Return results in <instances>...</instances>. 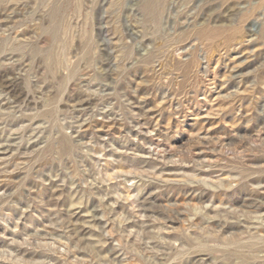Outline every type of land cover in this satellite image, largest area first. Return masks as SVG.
<instances>
[{
    "label": "rangeland",
    "instance_id": "1",
    "mask_svg": "<svg viewBox=\"0 0 264 264\" xmlns=\"http://www.w3.org/2000/svg\"><path fill=\"white\" fill-rule=\"evenodd\" d=\"M150 1L0 0V264H264V3Z\"/></svg>",
    "mask_w": 264,
    "mask_h": 264
},
{
    "label": "bare ground",
    "instance_id": "2",
    "mask_svg": "<svg viewBox=\"0 0 264 264\" xmlns=\"http://www.w3.org/2000/svg\"><path fill=\"white\" fill-rule=\"evenodd\" d=\"M41 2L43 1H45V0H40ZM160 1L161 0H151L149 3H147V4H145V6L143 7L144 8V11L145 12H151V11H155V13L157 14V10L159 11V5H160ZM225 1V0H224ZM244 1H246V0H244ZM260 1H262L263 3H264V0H260ZM47 2V1H46ZM49 16H50V28L48 29V31H47V34L51 37V38H55L56 36H58V35H62V33H61V29H60V26H59V24L57 23V11H56V9L55 8H51L50 10H49ZM48 28V27H47ZM90 42V40L88 41V43ZM84 58H85V60L88 62V63H90V62H92L93 61V51L91 50V48H90V46L89 45H86V47L84 48ZM68 53V52H67ZM37 55H40V52H37L36 53ZM63 54V53H62ZM61 60V59H60ZM60 60L58 59V56L56 55V54H53V53H51V54H44V63H45V66H46V69L47 70H49V71H51V70H53V68L55 67H57L59 64H60ZM62 64V63H61ZM64 64H65V62H64ZM58 68V67H57ZM75 74H76V70L74 69V68H71V69H69V70H67V78L68 79H71V78H73L74 76H75ZM2 77V76H1ZM13 80H14V78L13 79H10V78H7L5 75H4V81L6 82V84H8V85H12V83H13ZM19 100H21V99H19ZM25 100V99H24ZM27 100V99H26ZM5 105H8V104H5ZM7 110H9V107L7 106ZM60 191V190H59ZM256 241H257V239H255ZM262 241V240H261ZM252 242V241H251ZM260 242V241H259ZM255 243H257V242H255ZM239 244V243H238ZM264 245L263 244V241L262 242H260V245ZM257 246H259L258 244H257ZM256 247V244H254V243H248V244H245V245H237V246H234V248L232 249V250H230L228 253H227V255H228V257H232V256H235V258H236V256H239L240 257V261L243 263V264H253V261L255 260V258H254V254L253 253H251V255H243V251H244V249L246 250V249H252V250H254V248ZM222 248V247H221ZM230 248H232V247H230ZM230 248H228L227 250H229ZM223 249V248H222ZM258 249V248H257ZM219 251H221V249L219 250ZM222 251H226V249L225 250H222ZM256 251V250H255ZM249 252V251H248ZM226 253V252H225ZM224 253V254H225ZM258 253H260V252H258ZM224 256V255H223ZM222 256V257H223ZM258 256H256V258H257ZM259 258V257H258ZM261 258V257H260ZM227 259V258H226ZM239 259V258H238ZM259 261H261V260H259ZM238 263V262H237ZM258 263V262H257Z\"/></svg>",
    "mask_w": 264,
    "mask_h": 264
}]
</instances>
